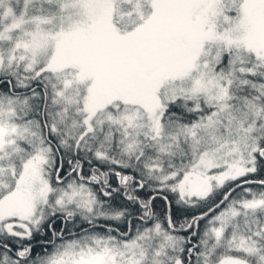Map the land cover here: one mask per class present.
Returning <instances> with one entry per match:
<instances>
[{
	"label": "snow or ice",
	"instance_id": "snow-or-ice-1",
	"mask_svg": "<svg viewBox=\"0 0 264 264\" xmlns=\"http://www.w3.org/2000/svg\"><path fill=\"white\" fill-rule=\"evenodd\" d=\"M0 264H264V0H0Z\"/></svg>",
	"mask_w": 264,
	"mask_h": 264
}]
</instances>
